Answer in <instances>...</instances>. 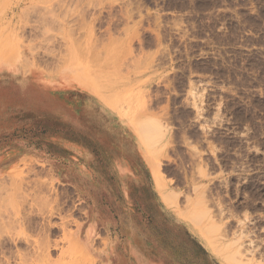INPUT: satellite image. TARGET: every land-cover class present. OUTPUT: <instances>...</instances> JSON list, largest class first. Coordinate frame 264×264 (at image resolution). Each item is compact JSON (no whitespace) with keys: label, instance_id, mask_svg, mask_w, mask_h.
Listing matches in <instances>:
<instances>
[{"label":"rangeland","instance_id":"1","mask_svg":"<svg viewBox=\"0 0 264 264\" xmlns=\"http://www.w3.org/2000/svg\"><path fill=\"white\" fill-rule=\"evenodd\" d=\"M119 124L223 264H264V0H0V264H98Z\"/></svg>","mask_w":264,"mask_h":264},{"label":"crops","instance_id":"2","mask_svg":"<svg viewBox=\"0 0 264 264\" xmlns=\"http://www.w3.org/2000/svg\"><path fill=\"white\" fill-rule=\"evenodd\" d=\"M111 122L118 125L114 119ZM113 132L117 143L109 145L110 155L104 154L98 181L103 188L99 198L108 199V206L94 203L93 208L97 210L91 230L97 263L223 264L162 200L150 161L133 132L121 124L116 131H106Z\"/></svg>","mask_w":264,"mask_h":264},{"label":"bare ground","instance_id":"3","mask_svg":"<svg viewBox=\"0 0 264 264\" xmlns=\"http://www.w3.org/2000/svg\"><path fill=\"white\" fill-rule=\"evenodd\" d=\"M142 122H143V121H142ZM154 124H155V123H154ZM142 125H143V128H145L144 124H142ZM99 126H100V125H99ZM138 126L140 127V124L137 125V132H140V133L142 132V134H144V135H145L146 133H147V134H148V133L150 134L149 131H150V128H151V127H152V129L155 128L156 130L159 128V127H155V125H151L150 128L147 129V127L149 126V125H148V126L146 127V129H147L148 131H147L146 129H144V131H141V130L139 129ZM153 126H154V127H153ZM156 126H159V125L156 124ZM98 128H99V127H98ZM156 130L154 131V129H153L154 132H156ZM145 131H146V133H144ZM158 132H159V131H158ZM152 133H153V132H151V134H152ZM157 134L159 135L160 133H157V132H156L155 135H157ZM152 135H154V133H153ZM152 135H151V137L154 138L155 135H154V136H152ZM158 135H157V136H158ZM160 135H161V134H160ZM157 136H156V139L160 137V136H159V137H157ZM140 137H141V136H140ZM140 140H141V142H143L145 145L148 146V143H149L148 141L150 140V138L147 139V137L143 136V137L140 138ZM149 144H150V143H149ZM152 145H153V144H152ZM156 174H157V173H156ZM157 177L160 178L159 175H158ZM154 178H155V177H154ZM156 179H157V178H156ZM160 179H161V178H160ZM154 180H155V179H154ZM157 181H158V180H157ZM160 181H161V180H160ZM156 185H157V183H156ZM158 187H159V186H158ZM161 197H162V195H161ZM205 234H206V233H205Z\"/></svg>","mask_w":264,"mask_h":264}]
</instances>
